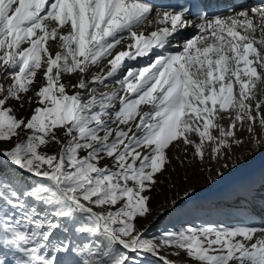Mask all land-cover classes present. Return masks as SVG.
Returning <instances> with one entry per match:
<instances>
[{
  "label": "snow or ice",
  "instance_id": "1",
  "mask_svg": "<svg viewBox=\"0 0 264 264\" xmlns=\"http://www.w3.org/2000/svg\"><path fill=\"white\" fill-rule=\"evenodd\" d=\"M246 144L264 0H0V264H264V217L140 226L174 162L235 168Z\"/></svg>",
  "mask_w": 264,
  "mask_h": 264
},
{
  "label": "rangeland",
  "instance_id": "2",
  "mask_svg": "<svg viewBox=\"0 0 264 264\" xmlns=\"http://www.w3.org/2000/svg\"><path fill=\"white\" fill-rule=\"evenodd\" d=\"M258 152L253 154L251 144L236 149L235 156L239 157L241 162L235 168L221 169V165L208 162L202 165L190 164L186 167H177L174 162L173 167H176V171L170 174L166 173L165 177H162L166 182L160 186L157 192L153 193V215L147 221H141L140 226L147 225L148 233L152 236L172 229L174 226L180 227L187 224L202 226H229L238 222L258 224L264 217V171L263 168L258 171V167H256L258 166ZM228 163L231 165L233 159L230 158ZM217 168H220L224 173L223 176L216 175ZM206 169H211V171ZM230 170L235 172L240 179L228 185V188L227 186L224 188V180L230 174ZM247 179L248 182L244 185L242 180L246 181ZM237 188H242L244 192L237 196V193L233 192ZM190 189H195L191 199L186 200L173 210L170 201L178 195L182 196L185 190ZM231 192L233 193L229 199L222 198V194ZM246 194L247 197L257 201L254 205L257 212L250 213L251 208L245 207V209L244 206L238 205L240 196L246 197ZM212 201L216 202L218 206H215ZM218 210H221V213Z\"/></svg>",
  "mask_w": 264,
  "mask_h": 264
},
{
  "label": "bare ground",
  "instance_id": "3",
  "mask_svg": "<svg viewBox=\"0 0 264 264\" xmlns=\"http://www.w3.org/2000/svg\"><path fill=\"white\" fill-rule=\"evenodd\" d=\"M131 63L140 66L139 61H138V62H131ZM256 156H257V155H256ZM257 164H258V166H256V167H258V168H257L258 171H260L262 168H263V171H264V150H261V151L258 152ZM221 169H223V168H221ZM230 169H231V168H230ZM255 169H256V168H255ZM227 170H228V169H227ZM253 172H254V171H253ZM238 173H240V172H238ZM237 179H240V177H239L238 175H236L235 172H232V171L230 170V174H229V175L226 177V179L224 180V184H223L224 188H225L226 186H227V188H228V185H230V184L236 182ZM240 182H241V181H240ZM242 182L244 183V185H246L247 182H248V179H247L246 181H245V180H242ZM248 187H249V186H248ZM259 211H260V210H259Z\"/></svg>",
  "mask_w": 264,
  "mask_h": 264
}]
</instances>
